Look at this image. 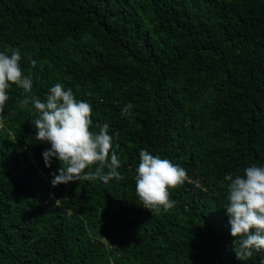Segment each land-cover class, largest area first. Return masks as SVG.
<instances>
[{"label":"trees","instance_id":"obj_1","mask_svg":"<svg viewBox=\"0 0 264 264\" xmlns=\"http://www.w3.org/2000/svg\"><path fill=\"white\" fill-rule=\"evenodd\" d=\"M5 49L33 87L0 113V264H264L236 258L224 208L225 175L264 166V0H0ZM57 82L109 125L123 180L52 187L22 101ZM141 149L187 171L167 212L136 194Z\"/></svg>","mask_w":264,"mask_h":264},{"label":"clouds","instance_id":"obj_2","mask_svg":"<svg viewBox=\"0 0 264 264\" xmlns=\"http://www.w3.org/2000/svg\"><path fill=\"white\" fill-rule=\"evenodd\" d=\"M19 49L0 52V113L9 99L7 89L17 85L25 93H31V75H25L21 66ZM33 67L36 62L31 61ZM31 101L38 117L34 120L35 139L50 144L42 153L46 167H51L53 158L60 167L51 173V185H67L74 181L112 179L123 180L118 171L120 160L113 146L107 123L96 124L98 132L91 131L92 105L77 100L71 88L55 83L48 89L42 101L35 95L26 97L22 103ZM133 105L128 103L122 115H131ZM118 135V133H117ZM118 148V145H115ZM107 169V171H105ZM227 181L228 204L224 207L233 238V251L239 261H246L254 251L264 250V166L252 165L243 170V175L224 177ZM188 180L187 171L166 158L141 149L136 168L135 191L145 209L151 213L167 212L176 201L171 199L169 189H175Z\"/></svg>","mask_w":264,"mask_h":264}]
</instances>
